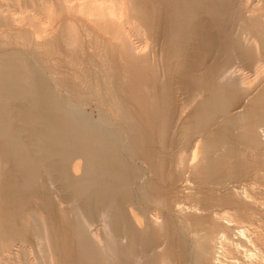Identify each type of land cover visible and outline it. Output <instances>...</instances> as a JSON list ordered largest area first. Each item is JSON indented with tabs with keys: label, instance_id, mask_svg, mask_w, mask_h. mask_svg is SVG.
<instances>
[{
	"label": "bare ground",
	"instance_id": "1",
	"mask_svg": "<svg viewBox=\"0 0 264 264\" xmlns=\"http://www.w3.org/2000/svg\"><path fill=\"white\" fill-rule=\"evenodd\" d=\"M12 1L0 5V264H68L78 258L114 264L124 241L128 264L130 249L140 245L135 239L148 232L160 240L151 250L153 264H230L235 252L253 261L254 255L241 248V240L252 243L242 222L228 212L209 211L197 198L205 187L232 193L227 186L242 172L258 176L255 165L234 170L211 129H243L237 136L253 147L264 138V122L252 121L255 116L264 121L259 108L264 104V0L230 3L240 23L231 33L232 52L254 65L252 75L220 60L210 62L208 28L224 23L209 24L208 17H224L226 4L166 0L157 11L158 0ZM176 76L186 77L185 90L193 91L175 106V120L199 98L201 108L164 146L173 106L169 90H182ZM217 114H224L223 122ZM135 126L140 147L130 134ZM145 127L163 151L185 139L193 143L190 156L179 150L176 177H168L183 182L179 192L196 201L188 208L175 204L191 237L186 241L168 235L169 211L161 217L151 212L145 224L126 208L132 193L145 189L150 169L147 158L140 159L147 169L138 176L132 153L160 149L146 147ZM94 129L110 138L105 139L108 157L88 154L86 141ZM255 158L263 160L259 153ZM244 166L248 163L238 167ZM164 168L161 160L153 169L160 174ZM145 257L140 251L131 264H145Z\"/></svg>",
	"mask_w": 264,
	"mask_h": 264
},
{
	"label": "rangeland",
	"instance_id": "2",
	"mask_svg": "<svg viewBox=\"0 0 264 264\" xmlns=\"http://www.w3.org/2000/svg\"><path fill=\"white\" fill-rule=\"evenodd\" d=\"M6 1L9 3H7ZM158 1L160 6L157 7V11L159 10V7L164 9V7L166 6V0H158ZM210 1L218 5H225V4L228 5V11L224 15V17L222 16L219 19L218 17L215 18V16L208 17L209 24H211L214 21L216 22L223 21L224 23V26L218 29L208 28L209 40H211L209 43V54L213 56V58L210 57L211 58L210 62L211 63L214 62V64H216V61L220 60L221 65H225V66L232 65L233 67L238 69V71L240 69L239 72L241 74L243 72V74L252 75L255 68L254 65L253 64L251 65L250 63H246L242 59L235 58L232 52V47L234 45L232 42L231 33H233V31L236 30V28H238V25L240 24L239 22H237L238 13L236 12V10L238 9L237 7L235 9V6L238 5V1L240 0H231V1L210 0ZM252 1L253 0H243V2H247L248 4H250ZM231 2L235 6L231 5L230 4ZM5 4L13 5L14 2L12 0H0V5H5ZM260 4L261 2L258 1L256 2V5H260ZM230 7L233 8L231 9ZM229 8L231 9V11ZM231 16H232V20L229 19L231 18ZM223 46H225L226 49H223ZM221 51L223 53V56L218 57ZM174 82H178L177 84L181 83L180 86H182V90H169V93L171 94L169 98H173V106L170 111L171 119L169 120L168 128L166 130V134L164 137V142H163L164 146L165 145L168 146L169 144H171L170 143L171 140H174V138H176L178 134L182 132L183 130L182 128L185 125H191L190 121L194 122V120L192 119L194 110L195 109L198 110L201 108V104H200L201 98H199L191 104L190 106L191 108L188 107L189 110L188 111L186 110L185 113L181 115L180 120L177 122L175 120L176 117V113L174 110L175 106L178 104L180 99H185L191 96L190 93H192L193 90H185V86L188 83V79H186V77L179 76L174 79ZM157 96L158 98L163 97L161 93H159ZM235 103L236 102H234L233 104ZM262 107L264 108V104H261V106H259L260 109ZM233 113L234 112H232L231 114ZM223 116L224 114H217L216 117L219 118L221 122H223L224 119L220 118ZM216 117H214L215 121H217ZM252 121L254 123L264 122L262 121L260 116H255L252 119ZM182 124L185 125L183 126ZM261 124L262 126H264V123ZM85 128L87 132H90V128L88 127ZM143 129L147 131L148 133L147 137L149 138V140L145 141L146 147H157L159 149L160 147V143L158 141L159 138L158 137L156 138L155 135L151 136L149 134L153 130H151L149 127H145ZM211 130L215 132V138L213 140L218 144L220 142L221 143L220 145L222 146L223 145L226 146V149L225 151H223V154H227L230 156V163L233 165L234 170L238 171L240 169L241 171L242 170L244 171L247 168L254 170L255 167L260 168V170L258 171V176L257 174H255V171H251L250 173H244V172L240 173L236 178L233 179L232 186L231 185L227 186V188L231 189L232 193L230 191H226L224 188L216 192L214 190L205 187L204 189H202V191L205 194L200 195L199 198H197V200L201 203L203 207H207L209 211L213 210V211L226 212V213L228 212L229 214L234 216V220H236V222H242V226H244V228L247 230V235L251 239L252 243L251 244L246 243V241L241 240V248L244 249L245 251H248L250 254L254 255V258L252 260L255 263L257 262V264H264V138L259 139V142L261 143L260 146L256 145L253 147L251 144H249V141L246 140L247 138L245 136L243 137L237 136V134L242 132L243 129L241 130L236 129L233 128V126H225V127L223 126L220 128V133L218 132L219 130L217 131V127H213ZM93 131L96 132L95 134L96 137L95 136L91 137L92 139L90 138L89 140L86 141L87 148H89L88 154L90 155V157L96 158V160L98 156L108 157L110 151H105V149L109 147L105 139L108 140L109 137L106 136L105 131L102 129H98V130L94 129ZM130 134L134 136L138 147L143 145L141 143L142 140L139 138V137L142 138L140 129H138L135 126L134 129L130 132ZM237 139L239 142H235ZM192 145H193L192 142L185 139L184 143L181 146L174 148V150L173 149L168 150L170 152H168L167 150L163 151V149H161L160 147L159 151H155V153H150L148 151H143L141 154L137 153V151L136 153H132L133 157H135L136 160L138 159V162L135 161L134 163L133 162L131 163L132 164L131 166H133L132 169L138 174V176L142 175L141 170L147 169V166L143 167V165L140 164L141 163L140 159L147 158L150 165V169H148L149 170V172H147L148 174L145 175V179L147 182L145 189L141 190V192L140 191L137 192V194L140 197L137 194L132 193L131 200L128 203V205H126V208L128 209L131 206V208L134 209L135 213L138 214L144 220L145 224L148 223V218L153 213L159 212L161 217L163 216V214H166L169 211V213L171 214V219L168 224V235L174 234L175 236L180 237L185 241L190 239L191 237L189 236L190 234L187 232V230L184 229L183 227L185 221H183L182 218L185 219V217H182L179 215V213H177L176 211L177 206L175 204L180 203L181 205H185L188 208L190 207V205L195 204L196 201L195 199H192L190 197L184 198L183 195L179 192L181 191L182 186H184L183 182H179L178 184H175L174 181H169L168 177L172 176L174 179L176 177V174L174 172L173 162L175 161V158L179 150L187 149L188 154L190 156ZM258 153L262 154L263 160H257L255 158ZM161 160L165 162V168L163 169L162 173L159 174L158 172H156L157 170L153 168L156 166V163L160 162ZM246 163H248V167L245 166L244 168L238 167L240 164H246ZM250 164L253 166L249 167ZM192 192H194V189L189 190V193ZM140 193H142V195H140ZM245 195L247 196L246 198L244 197ZM136 196H138L139 199ZM139 201L141 204L139 203ZM81 203L83 205V208L84 206L86 207V205L84 204L85 202L83 200L81 201ZM92 207H94L93 204ZM94 213L95 211H93L92 215H94ZM181 231L182 233H180ZM232 232L233 230L231 229V234ZM148 233L141 234L138 240L134 238L135 242L138 241L140 245L133 246L130 249L129 251L130 254H128V260H129L128 264H131V260H130L131 257L134 254L139 253L140 251H144L146 254V257L144 258V262H146L145 264H153L155 254H153L151 250L153 245L156 242H160V240L155 238L152 239L148 235ZM254 234L255 235L259 234L263 241L258 242L256 240L257 236H255ZM236 237L237 236L232 238L233 241L234 239H237ZM118 250H119L118 251L119 261H115L114 264H125V241L123 245L119 247ZM237 253L238 252L232 254V257H234V259L229 261L230 264H255L252 263L253 261H249L248 259H245L242 253L241 254L239 253L237 254ZM72 262L73 264H90L87 263L86 260L82 258H78L76 261L74 259L68 260V264H72ZM171 264H176V263L173 262Z\"/></svg>",
	"mask_w": 264,
	"mask_h": 264
}]
</instances>
